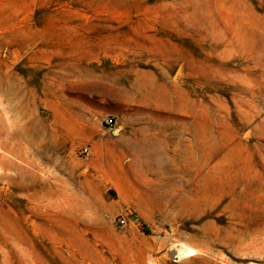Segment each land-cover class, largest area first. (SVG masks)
<instances>
[{"label":"rangeland","instance_id":"obj_1","mask_svg":"<svg viewBox=\"0 0 264 264\" xmlns=\"http://www.w3.org/2000/svg\"><path fill=\"white\" fill-rule=\"evenodd\" d=\"M263 205L264 0H0V264H264Z\"/></svg>","mask_w":264,"mask_h":264},{"label":"bare ground","instance_id":"obj_2","mask_svg":"<svg viewBox=\"0 0 264 264\" xmlns=\"http://www.w3.org/2000/svg\"><path fill=\"white\" fill-rule=\"evenodd\" d=\"M12 24V23H11ZM11 26V25H10ZM44 29H46V28H44ZM16 30V29H15ZM14 30V31H15ZM38 31V30H37ZM11 32V31H10ZM17 32V31H16ZM15 32V33H16ZM19 33V32H18ZM21 33V32H20ZM9 34H11V33H9ZM24 34L26 35V32H24ZM16 35H17V33H16ZM20 35V34H19ZM42 35V34H41ZM24 36V35H23ZM32 36V35H31ZM20 37V36H19ZM28 37H30V35L29 36H27V38ZM251 37H252V33H251ZM31 38V37H30ZM21 39H24V38H22V36H21ZM18 40H20V39H18ZM26 40V39H25ZM34 40V39H33ZM92 87H94V86H92ZM83 95V94H82ZM217 149V148H216ZM215 151V150H214ZM219 151V150H218ZM214 153H216V152H214ZM192 159V158H191ZM194 161V160H193ZM225 161V160H224ZM239 165V164H238ZM237 165V166H238ZM239 168V167H238ZM231 169V168H230ZM233 169V168H232ZM239 171V170H238ZM249 173V172H248ZM247 175V174H246ZM193 177V176H192ZM252 179V178H251ZM207 182L208 181H204V182H202L200 185H199V188H198V192H201V191H205L206 192V190H207ZM212 185H213V183H212ZM222 188V187H221ZM219 189V188H218ZM218 191V190H217ZM221 192V191H220ZM154 193V192H153ZM170 193H172V192H170ZM173 196V195H172ZM183 196V195H182ZM182 196H180V197H182ZM158 197V196H157ZM185 197H186V195H185ZM189 197V196H188ZM217 197V196H216ZM173 198H175V197H173ZM178 198H179V196H178ZM184 198V197H183ZM182 198V199H183ZM215 198V197H214ZM218 198H219V196H218ZM206 199V198H205ZM176 200V199H175ZM198 200V199H197ZM217 200V199H216ZM206 201V200H205ZM221 201V200H220ZM170 202H171V200H170ZM178 202H180L179 200H178ZM202 202V201H201ZM217 202V201H216ZM260 203H262V201H259ZM189 203H193L191 200H189L188 198H185L184 199V204H189ZM202 204V203H201ZM211 204V203H210ZM195 205V204H194ZM159 206V205H158ZM163 206V205H162ZM184 206V205H183ZM191 206V205H190ZM195 207V206H194ZM199 207V206H198ZM261 207H263L264 208V205L263 206H261ZM178 209H180V207H178ZM188 209H190V208H188ZM195 211V210H194ZM174 212V211H173ZM178 213L180 212V210H178L177 211ZM186 244V243H185ZM176 251L178 252V254L177 255H183V256H187V255H192V254H194V253H196V250L194 249V248H192V247H190V246H187V245H184V246H181V247H178L177 249H176Z\"/></svg>","mask_w":264,"mask_h":264},{"label":"built area","instance_id":"obj_3","mask_svg":"<svg viewBox=\"0 0 264 264\" xmlns=\"http://www.w3.org/2000/svg\"><path fill=\"white\" fill-rule=\"evenodd\" d=\"M106 123L107 125L112 126L114 124V118L113 117L107 118ZM80 152L83 156L88 157L91 154V148L89 145H82L80 147ZM121 221L124 222L125 219L122 218Z\"/></svg>","mask_w":264,"mask_h":264}]
</instances>
